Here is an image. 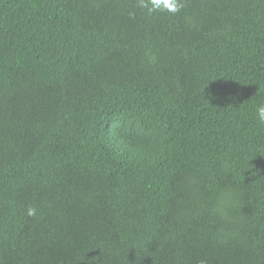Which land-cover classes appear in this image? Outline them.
<instances>
[{
	"label": "trees",
	"instance_id": "trees-1",
	"mask_svg": "<svg viewBox=\"0 0 264 264\" xmlns=\"http://www.w3.org/2000/svg\"><path fill=\"white\" fill-rule=\"evenodd\" d=\"M181 3L0 0V264H264V0Z\"/></svg>",
	"mask_w": 264,
	"mask_h": 264
},
{
	"label": "clouds",
	"instance_id": "clouds-1",
	"mask_svg": "<svg viewBox=\"0 0 264 264\" xmlns=\"http://www.w3.org/2000/svg\"><path fill=\"white\" fill-rule=\"evenodd\" d=\"M139 6L147 9L149 14L155 12H167L171 14H176L180 12L183 7L181 0H138ZM256 115L261 123H264V103L257 105ZM36 209L34 207H29L27 209L28 216L36 215Z\"/></svg>",
	"mask_w": 264,
	"mask_h": 264
}]
</instances>
